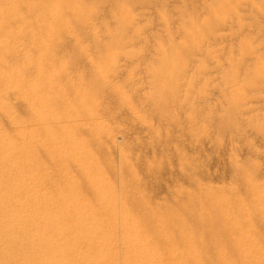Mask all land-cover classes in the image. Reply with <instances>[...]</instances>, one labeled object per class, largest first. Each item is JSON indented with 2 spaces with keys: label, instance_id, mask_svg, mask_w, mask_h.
Masks as SVG:
<instances>
[{
  "label": "rangeland",
  "instance_id": "374dc122",
  "mask_svg": "<svg viewBox=\"0 0 264 264\" xmlns=\"http://www.w3.org/2000/svg\"><path fill=\"white\" fill-rule=\"evenodd\" d=\"M15 5H20L17 12L11 10V7L14 9ZM0 8L5 12L9 10L10 13H8L12 14L13 12L14 15L10 20L12 26L0 21V32L4 30V27L8 29L13 27L14 31V33L10 31L5 34L7 46L0 48V61L8 62L4 67H32L36 69L43 65L44 69L62 68L72 78L79 75L84 86L76 87L77 85H74V87L81 89L82 92L93 88L96 92L99 88L98 90L104 93L100 97L98 95L101 94L98 90L95 95H93V90L89 91V93L93 92L90 95L94 96L91 99L94 114L91 112L90 116L81 117L79 124L84 123H81L80 130L83 131L82 135H85L87 126L89 127L93 122V125L107 123L105 125L110 130L113 129V132L108 134V138H100V142H103V144L98 143L101 144L100 146L94 144L96 142H90L89 151L107 170L104 171L110 172L111 181L115 178L114 175L120 176L123 182L128 181L129 209L139 223L145 227L150 226L151 239L155 240L157 245L160 244L165 251L167 249H164V245L166 248L167 246L171 248L174 243H178L182 246V251L186 250L184 251L186 260L195 252L200 259L203 257L209 259L203 258V264L209 262L210 264H223L224 262L225 264H246V262L247 264H256L254 262L256 260L258 264H264V142H262L264 141V91H262L264 90L262 89L264 88V60H261L264 59L262 57L264 56V0H0ZM16 19H19L20 22ZM109 23L110 25H108ZM18 24L23 25V32L18 31ZM21 25L20 28H22ZM25 38H29V40H25ZM117 41L125 45L123 50L119 49L120 53H123L121 55L117 51L118 48H114V43H118ZM219 52L221 53L219 54ZM81 55L83 56L80 57ZM124 55L129 58L125 59ZM118 59L124 65L123 67L128 69H125V73L129 74L128 79L131 80H128L130 81V84L128 83L130 98L128 97L127 119L129 125L126 124V121L125 126L122 113L117 115L115 110L116 114L112 115L115 98L112 100V95L107 97L110 93L103 89L100 81L94 80L91 76L95 73V68L98 70L96 72H100L104 71L103 68L109 69L110 67L111 69L108 71L111 70L116 76L112 73L109 75L111 71L109 73L106 71L107 74L104 72L102 75L106 74L108 80L111 78L109 76H113L115 79L119 78L123 81L122 83L119 79L115 81L112 77L111 84L122 86L126 74L120 75L123 68L119 71L122 64ZM222 61L224 62L222 63ZM77 62L81 64H77ZM83 62L84 64H82ZM42 67L40 68L43 69ZM260 67L262 68L259 70ZM258 71H261L262 74ZM241 79L242 81H240ZM89 81L92 82L90 87L85 85ZM59 86L64 90V84ZM84 87L88 89H84ZM231 87L234 88L233 91ZM259 88L262 89L261 92ZM60 92L64 91L60 90ZM66 99L70 105L67 106L66 102L65 105L73 109L72 106L75 107V105H73L72 97L67 96ZM100 99L106 100L103 106ZM76 107L73 109L74 111L79 109ZM97 107L103 113L100 111V114ZM110 107L112 110L108 109ZM106 109L111 113L109 111L105 113ZM95 110L97 111L95 112ZM78 113L81 112L78 110ZM102 120L105 123H102ZM112 124H115L119 129L114 128L115 126L113 127ZM83 125L86 127L85 129H83ZM122 126L124 127L122 128ZM125 129L128 131H124ZM122 132L127 134L126 139L131 144H128V148H125L123 143L116 139ZM114 136L115 139H112ZM160 139L162 140L160 141ZM112 143L115 148L111 145ZM105 144H108L107 146L112 149L108 150ZM97 145L100 149H95ZM123 147L125 152H122ZM98 149L99 151H97ZM104 149L108 153H105ZM110 151L116 155L114 156ZM110 154L113 156L108 159ZM123 156H127V160L131 159V164L127 160L126 162L129 163L128 171L132 172L125 171V175L121 167L125 162L122 159ZM186 158L188 159L185 160ZM109 164L111 168H109ZM132 164L133 166H131ZM184 165L185 167L187 165V170ZM68 168L75 171L72 164ZM134 175L135 177H133ZM202 175L207 176L205 180ZM136 177L139 183L134 181ZM78 179L81 180L80 183H78L79 180L77 182V187L80 184L78 189L85 192L86 185L82 184L84 182L81 177ZM113 181L116 184L118 182ZM134 185L136 187L132 189ZM82 187L86 189L83 190ZM137 193H141V195H137ZM227 203L228 206H225ZM145 209L146 211H144ZM248 214L251 217H247ZM152 216H156L154 218L157 219H153ZM227 216L229 218H226ZM237 217H240L243 222L246 220V224L252 226H247L242 237L244 240L241 239L240 242L238 241L239 243L235 241V238L233 239L237 230L234 231L232 228L238 225ZM158 218L161 220L170 219L161 223ZM156 222L161 226L160 229L157 228L158 225L155 226ZM224 222H228L230 226ZM180 226H184V228ZM236 226L235 228H237ZM169 228L170 230H168ZM180 228L181 231L184 230L183 233H180ZM162 239L167 244L163 243ZM215 239L216 241H214ZM168 242L171 246L168 245ZM208 247H211L213 251L215 248L211 257L208 255V252L211 253ZM235 248L240 250H235ZM254 250L259 256L256 252L254 256ZM198 251H201L200 254ZM238 251L244 255L240 256ZM232 252L234 253L231 254ZM233 255L234 257L237 255V258H234ZM206 260L209 262H205Z\"/></svg>",
  "mask_w": 264,
  "mask_h": 264
},
{
  "label": "bare ground",
  "instance_id": "6f19581e",
  "mask_svg": "<svg viewBox=\"0 0 264 264\" xmlns=\"http://www.w3.org/2000/svg\"><path fill=\"white\" fill-rule=\"evenodd\" d=\"M85 4H86V2H85ZM165 4H167V3H165ZM212 5H214V4H212ZM19 6L20 5H18V6L15 5L13 7L14 9H12L11 6L10 7H11V10H15V12H17V11H19V8H20ZM6 8H8V7H6ZM101 11H102V9H101ZM8 12L10 13L9 10H8ZM8 12L2 11V9L0 10V21L4 22V24L9 23L12 26V23H10V20H11V18L13 19L14 15H13L12 11H11L12 14H9ZM160 12H162V11H160ZM181 13H182V11H181ZM12 15H13V17H12ZM197 16H198V14H197ZM79 18H80V16H79ZM93 18H95V17H93ZM154 19H155V17H154ZM18 20L16 19V21H18ZM18 22H20V21H18ZM10 25H8V26H10ZM20 25L18 24L17 29L19 32H23V25H21L22 28H20ZM108 25H110V23ZM229 25H231V24H229ZM161 27H163V26H161ZM3 29L4 30H2L0 32L1 33L0 34L1 35L0 36V48H4L7 46L6 43H8V42H7V38H6L7 36L5 37V34L9 33L10 31H13L12 30L13 27L10 29L4 27ZM81 30H83V29H81ZM177 30H179V29H177ZM13 33H14V31H13ZM74 33H75V31H74ZM142 33H143V30H142ZM22 34H24V33H22ZM183 39H184V37H183ZM25 40H29V38H25ZM99 40H100V38H99ZM102 40H103V38H102ZM104 41H106V40H104ZM107 42H108V40H107ZM244 42H246V41H244ZM90 43H91V41H90ZM115 43H114V45H115L114 48L117 47L118 48L117 51H119V49L123 50L125 48V45H123L119 42L116 44ZM144 44H146V43H144ZM142 49H144V48H142ZM24 50H26V49H24ZM120 52L121 51H119L120 55L123 54ZM220 53L221 52H219V54ZM125 54H127V53H125ZM53 56H55V55H53ZM82 56L83 55H81L80 57H82ZM247 56H249V55H247ZM262 57H264V56H262ZM126 58H129V57L125 56V59ZM244 58H246V57H244ZM261 60H264V59H261ZM105 61H107V60H105ZM223 62L224 61H222V63ZM255 62H256V60H255ZM93 63H94V61H93ZM7 64H8V62H4V60L0 61V264H203V262H202V261H204L203 258L208 259L206 257H203L202 258L203 260H202V259H200V257L197 256V253L194 252V253H192V255L189 256V259L186 260V258H184V257H186V255H184L185 254L184 251H186V250L182 251V246L179 245L178 243H174L173 247H171L172 249L170 247L168 248V246L166 248V246L164 245V249H167L165 251L162 249L160 244L157 245L156 241L151 239L152 230H151L150 226L148 225L147 227H145L141 223H139L138 219L131 213V210L129 209V205H128L129 204L128 203V195H129L128 194V187H129L128 181L123 182V180H122V178H120V176H115V175H114L115 178L113 180L118 181L117 184H116V182L114 183L113 180L111 181L110 172L107 173L106 172L107 170L104 169V167L96 159V157L91 155V153L89 151L90 147L88 146L89 143L90 142H96L94 144H98V143L103 144V142H100V138L101 137H107L108 138L109 137L108 134L111 131L113 132V129L110 130L108 128V126L105 125V124H107V123H105V121H103L105 118L102 120V123H105V124L93 125L94 122L92 121L93 123L91 122L92 124H90V122H89L90 125H89V127L87 126V128L83 125L84 126L83 129L86 128V130H87V131L84 130L86 132V134H85L86 136L84 134H83L84 135L83 136L82 135L83 131L80 130L82 128L81 123H84V122H81L79 124V122L81 121L80 119H81V117L85 118L84 116H90L89 114L92 112V109H93L91 99H92V96L95 95V93L97 92V90L99 88H97L96 92L94 91L95 90L94 88H93L94 90L92 89L94 91V94H93V92L89 93V91L91 89H89L88 91L85 90V92H82L81 89L79 90L78 88H76V87H81V85H82V87L84 86V83L82 84L81 80L79 79V75L77 74V76H76L74 74L76 77L72 78V76H69L67 74V72L62 70V68L61 69H59V68L44 69L42 67L43 65L40 66L43 69H41L40 67L36 68V69L32 68V67H28V68L4 67ZM68 64H67V66H68ZM77 64H81V63L77 62ZM82 64H84V62ZM116 64H119V63L116 62ZM121 64H122V62H121ZM113 65H112V67H114ZM258 65H260V64H258ZM93 66H92V68H93ZM100 66H102V65H100ZM123 66L124 65L122 64V66L119 67L120 70L118 69L119 71L122 70L121 68H123V70H124V72L122 70L123 73L120 72V75L123 74L121 76H124V74H126L125 75L126 78L124 80L125 82L123 83L122 86L120 85L121 87L119 85H116V84L115 85L111 84V78L113 76H109V78L111 77L110 80L107 79L108 77L106 74H107V72L109 73L111 71V70L108 71L109 69H111L110 67H109V69L108 68L105 69L102 67L104 69V71H100V72H96L97 69L95 68L94 69L95 73H93V71H90V72L93 73L91 75L92 78L94 80L100 81L103 89L108 91V93H110V94H108L107 97H111V95H112L113 96L112 100L115 98L114 107L112 108L113 109L112 115L116 114V113H114L115 110L117 111V115L122 113L124 116V120L123 119L122 120H123L124 126H125V122L128 119V97H129L128 96V89L130 88V87H128V83L131 80L128 79L129 74L125 73V69H127V68H125ZM72 68H74V67H72ZM114 68H116V67H114ZM261 68L262 67H260L258 69L260 70ZM112 70H114V69H112ZM104 72H106V74L102 75V73H104ZM118 72H117V74H118ZM258 72L261 73V71H258ZM111 73L114 75V73L112 71L109 73V75H111ZM261 74H259V75H261ZM85 75L88 76L87 74H85ZM120 75H117V76L119 77ZM114 76H116V75H114ZM113 78L115 81H116V79H119L117 77H116V79H115V77H113ZM131 79H133V78L131 77ZM128 80H130V81H128ZM119 81H121V80L119 79ZM240 81H242V79ZM122 82L123 81H121L120 83H122ZM237 82H238V80H237ZM260 83H262V82L260 81ZM60 84H64V86H65L64 90L59 88ZM91 84H92V82H90V81L87 84L85 83V85H89V87ZM74 85H77V86L74 87ZM101 86H99V87H101ZM102 87H101V89H102ZM254 87H256V86H254ZM58 88L64 92H60V90L58 91ZM86 88L84 87V89H86ZM249 88H251V87H249ZM262 89H264V88H262ZM262 89L259 88L260 92ZM233 90H234V88H232V91ZM235 91L237 92V90H235ZM262 91H264V90H262ZM59 92H60V94H59ZM99 92L101 95H98V96L101 97L102 94H104V93L101 92V90ZM91 93L93 94L92 96L90 95ZM97 94H99V93H97ZM154 94H156V93H154ZM66 95L72 97V100H74L73 105H75V107L76 106L79 107L78 110L81 113H78L77 109H75L76 111H74L73 110L75 108L74 106H72L73 109L71 107L70 108L67 107L70 104L68 102H66L68 100V99H66L67 98ZM237 95H239V93H237ZM103 97H106V96L103 95ZM116 97H117V99H116ZM93 98H94V96H93ZM106 98H103V99H106ZM237 98H239V97L237 96ZM97 99L99 102V97ZM242 99H243V97H242ZM72 100H70V101H72ZM141 100H142V98H141ZM105 101L101 102V103H103L102 106L104 105ZM65 102L67 103L66 104L67 106L65 105ZM140 102L142 103V101H140ZM152 102H154V101H152ZM107 103H109V102H107ZM130 103H132V102H130ZM97 104H99V103H97ZM112 104H110V106ZM99 105H101V104H99ZM106 106L108 107V104H106ZM106 106H105V108H106ZM98 107H100V106H98ZM98 107H97V110L100 113L101 110H99L100 108L98 109ZM143 107H144V105H143ZM147 107H149V106H147ZM130 108H131V106L129 107V110H130ZM101 109H102V107H101ZM108 109L110 110L111 107ZM97 110H95V112ZM109 110L106 109L104 112L106 113V111H109ZM134 110H136V109H134ZM109 112L111 113V111H109ZM92 113L94 114V111ZM134 114H137V113H134ZM137 117H138V115H137ZM90 118H92V117H90ZM95 119H97V118H95ZM106 119H107V117H106ZM112 119H114V117H112ZM86 120H88V119H86ZM109 120H111V119H109ZM119 123H121V122H119ZM127 123H128V121L126 122V124ZM127 125H129V124H127ZM90 126H92V127H90ZM114 126H115V124L113 125V127ZM124 126H122V128ZM114 128H116V126ZM117 128L119 129V127H117ZM173 129H175V128H173ZM80 131H82V132L80 133ZM119 131H121V130H119ZM124 131H128V130L125 129ZM114 134H115V132H114ZM115 135H117V134H115ZM126 138H127V134L124 132H122L121 135H118L116 137V139L119 142L123 143L125 148H128V144H130V143H128ZM112 139H115V136H114V138L112 137ZM110 140H111V138H110ZM161 140L162 139H160V141ZM181 141H183V140H181ZM175 142H177V141H175ZM262 142H264V141H262ZM260 144H262V143H260ZM98 145L95 149L99 148V146L101 144L99 146ZM105 145L107 148L108 144H105ZM111 145H113V143ZM121 147H119V148H121ZM124 147H123L122 152H125ZM103 148H105V146ZM103 148H101V149H103ZM114 148H115V146H114ZM114 148H113V150H114ZM99 149L97 151H99ZM107 149L110 150L112 148L108 147ZM133 149H135V148H133ZM92 150H94V149H92ZM198 150H200V149L198 148ZM172 151H173V148H172ZM104 152L108 153L107 150H105V149H104ZM110 152H112V151H110ZM208 153H209V151H208ZM111 154L114 155V152H112ZM111 154H110V156L108 155V159L113 156ZM213 154H214V152H213ZM95 156H97V155H95ZM99 156H100V154H99ZM117 156H118V153H117ZM117 156H116V158H118ZM127 156L122 157V159L125 160V162L121 166L123 169L124 175L126 172L127 173L130 172V171H128L129 163H127V162L128 161L130 162L131 159L127 160V158L130 155L128 157ZM177 156L179 157V154H177ZM244 157H246V156H244ZM120 158H121V156H120ZM187 159L188 158H186L185 160H187ZM126 160H127V162H126ZM104 162H106V161H104ZM71 164L74 165L75 171H72L68 168L69 165L71 166ZM110 164H109V168H111ZM130 164H131V162H130ZM174 165H172V166H174ZM131 166H133V164ZM214 167H216V166H214ZM184 168H186V170H187V165H186V167L184 165ZM222 168L224 169V167H222ZM189 169L190 168L188 167V171H189ZM231 169H232V167H231ZM104 170H106V171H104ZM130 170H133V169L131 168ZM211 170H212V168H211ZM175 171H177V169ZM133 172L137 173L135 171H133ZM162 174H163V172H162ZM189 174H190V172H189ZM224 174H225V172H224ZM135 175H137V174H135ZM135 175L133 177H135ZM184 175L187 176V174H184ZM131 176H132V174H131ZM202 176H204V175H202ZM78 177H81L82 181L84 182L82 184L86 185L87 190L85 192H82L78 189L80 184L77 187L78 180H79L78 183H80V181H81L80 179H78ZM137 177H136V180H134V181H138ZM197 177H199V176L197 175ZM206 177L204 176L203 179L205 180ZM127 178H128V176H127ZM208 178H210V177H208ZM138 183H139V181H138ZM138 183H136V184H138ZM168 186H170V185H168ZM135 187L136 186L134 185V187H132V189H135ZM86 188H83V190ZM137 188H138V185H137ZM133 191H135V190H133ZM138 191L141 192L140 189H138ZM137 195H141V193L140 194L137 193ZM135 203H137V202H135ZM225 206H228V203ZM153 210H155V209H153ZM144 211H146V209ZM155 212H157V211H155ZM185 213H187L186 210H185ZM155 215H156V213H155ZM228 216L230 217V215H228ZM228 216L226 218H229ZM139 217H141V216H139ZM154 217H156V216H154ZM154 217H153V219H155ZM244 217H246V216H244ZM247 217H251V216L249 215ZM178 218H180V217L178 216ZM226 218L224 217V221ZM168 219H170V218H168ZM168 219L165 218L164 220H161L158 218V220H161L160 221L161 223H162V221H166ZM209 221L212 222L211 220H209ZM228 221H229V219H228ZM236 221H237L238 225L237 226L235 225V226L237 228H235L234 225H233L234 227H232V226L231 227L234 229V231H235V229L237 231H236L234 236L233 235H231V236H233V239L234 238L236 239L235 241L240 242L241 239H243L242 237H243L244 231L247 228V226L248 227H252V226L247 225L246 220H245V222L241 221L240 217L239 218L237 217ZM166 223H168V222H166ZM224 223H226V222H224ZM157 225H158V222H156L155 226H157ZM175 225L177 227L176 222H175ZM158 226H157V228L160 229L161 226L160 225H158ZM162 226H163V224H162ZM166 226L168 227V225H166ZM229 226H230V224H229ZM163 228H164V226H163ZM181 228H184V226H182ZM181 228H180V231H181ZM164 229H166V228H164ZM168 230H170V228ZM187 230H188V228H187ZM239 230H240V232H238ZM182 231H184V230H182ZM182 231L180 233H183ZM159 235H160V233H159ZM172 235H174V233H172ZM173 237H175V236H173ZM191 237H192V235H191ZM163 238H165V237H163ZM181 239H183V238H181ZM162 240H164V239H162ZM214 241H216V239ZM164 242H165V240L163 241V243ZM169 242L171 243V240ZM169 242H168V245H169ZM179 242H180V240H179ZM195 242H194V244H195ZM165 244H167V243L165 242ZM183 244H184V242H183ZM171 245H172V243H171ZM171 245H169V246H171ZM218 245L216 247L218 248V252H219ZM243 245H242V247H243ZM200 246H201V244H200ZM208 246H210V245H208ZM239 246H240V244H239ZM185 247L187 248V246H185ZM229 247H231V246H229ZM208 248H210L209 251L211 250L210 254L208 252V255H210V257H211V254H214V253H212L213 250L211 247H208ZM168 249H170L169 250L170 252L168 251ZM249 249L253 250L251 248H249ZM231 250H234V249H231ZM235 250H240V249L235 248ZM187 251H189V250H187ZM214 251H215V248H214ZM200 252L201 251H198V254H200ZM255 252H256V250H254V256H255ZM205 253L207 255V252H205ZM233 253L234 252H232L231 254H233ZM238 254L240 256L244 255L241 252L239 253V251H238ZM256 254H257V252H256ZM236 256L234 257V255H233L234 258H237ZM250 257H252V256H250ZM253 258H252V260H253ZM255 258H257V257H255ZM208 260H206L205 262H207ZM213 260H215L214 257H213ZM250 260H251V258H250ZM226 261H227V259H226ZM244 261H245V259H244ZM235 262H236V260H235ZM254 262L256 264H258L257 260ZM212 263H213V261H212ZM259 263H260V260H259ZM208 264H210V262ZM223 264H225V262ZM246 264H247V262H246Z\"/></svg>",
  "mask_w": 264,
  "mask_h": 264
}]
</instances>
